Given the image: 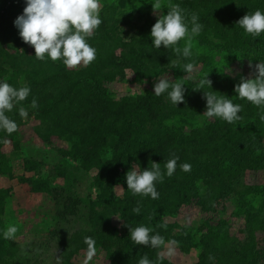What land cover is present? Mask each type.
Returning <instances> with one entry per match:
<instances>
[{"label": "trees", "instance_id": "trees-1", "mask_svg": "<svg viewBox=\"0 0 264 264\" xmlns=\"http://www.w3.org/2000/svg\"><path fill=\"white\" fill-rule=\"evenodd\" d=\"M169 2L180 5L189 30L192 15H198L203 29L195 37L202 45L229 57L238 51L243 57L255 56L264 62V33L254 38L236 24L245 14L264 10V0ZM25 6V0H0V80L31 88L29 97L8 113L17 122V131L10 135L0 132V175L17 177L28 183L31 191L47 193L54 207L49 219L33 227L34 236L39 237L0 238V264H77L73 257L81 250L105 253L108 264H138L145 255L153 264H172L158 260L162 246L134 245L129 225H144L153 229V234L170 239L164 218L177 214L193 198L201 197V204L212 209L215 200L226 195L247 169L264 170V120L260 118L264 110L240 98L230 99L242 105L239 121L228 124L215 118L204 126L184 130L182 124L171 120L178 117L184 122L206 111L204 91L215 90L221 95L218 87L211 88L206 80L203 89L201 81L185 84V101L176 107L166 94L155 96L148 91L115 99L107 84L123 79L127 69L150 79L177 61V69L172 70L182 78L187 73L180 69L183 65H208L206 56L184 58L163 46L155 49L149 35L154 22L147 19L139 25L133 22L132 13L120 12L113 2L103 4L102 23L88 38L96 49V59L88 66L66 68L62 61L38 60L34 49L29 50V44L20 38L13 21ZM33 97L36 109L30 108ZM18 107H25L28 118L36 119L32 129L42 141L50 142L55 136L66 144L59 148L48 175L41 173L44 162L39 152L24 159V169L32 172L25 176L14 174L1 150L7 139L19 147L18 129L28 118L18 115ZM173 155L179 157L176 171L156 183L158 199L133 195L128 189L121 196L116 194L120 168L128 171L137 164L143 171L154 161L163 169ZM185 162L191 171L181 170ZM50 176L61 178L62 184H52ZM198 181L206 185L203 195ZM82 185L94 187V194L83 195ZM249 190L264 198V184L249 185L245 192ZM240 194L237 213L250 212L251 201L245 193ZM8 195L9 189L0 186V233L7 228L4 211ZM136 207L141 210L138 215L132 211ZM112 216H118L119 225L110 224ZM226 226L223 218L212 226L204 222L198 231H207L196 242L180 247L184 251L200 249L194 264H251L257 259L254 232L264 228V222L248 227L245 240L230 234Z\"/></svg>", "mask_w": 264, "mask_h": 264}, {"label": "rangeland", "instance_id": "rangeland-1", "mask_svg": "<svg viewBox=\"0 0 264 264\" xmlns=\"http://www.w3.org/2000/svg\"><path fill=\"white\" fill-rule=\"evenodd\" d=\"M113 2L117 4L120 12L132 13L134 16L133 22L139 25L143 24L147 19L155 23L158 15L167 12V9L164 8L157 10L156 14H154L151 0H99L100 10L104 3ZM160 2L170 4L169 0H160ZM190 42L192 53L201 57L206 56L209 60L208 65H203V62H200L197 66H193L191 73H185L182 78H177L176 73L170 68H163L157 76L150 79H142L133 71L127 69L123 79L107 84L112 96L115 99H123L146 91L154 92L153 85L158 82L160 77H169L175 81L183 80L185 84L200 83V81H207L208 78L211 81V86L218 87L222 92L221 95H224L225 98H239L234 91V85L240 82L241 76L254 78V66L260 60L255 56L243 57L238 51L233 52L229 57L227 54L216 52L217 50L213 51L210 47L202 45L195 36L192 37ZM178 46L183 49L185 40L182 39ZM28 49L33 50L34 48L28 45ZM179 62L177 61L176 64H179ZM225 67L231 69V71H224ZM204 112H201L196 118H186L187 120L184 122L178 117L171 120V122L177 125L182 124L184 126L183 129L188 131L190 126L200 127L215 120V118L212 120L206 118L203 114ZM36 123V119L31 117L19 127L16 136L19 142L18 148L14 147L11 139L5 140L1 146V150L8 156L10 165L16 175H32V172L24 169L23 163L25 158H30L35 152H39L42 155L44 165L41 167V173L48 175L52 165L59 156V148L66 147L65 142L55 136L51 137L50 142L42 141L32 129V126ZM119 171L115 191L116 194L121 196L127 189L125 176L127 170L120 168ZM50 182L52 184H62V179L50 176ZM255 184H264V170L247 169L226 190V195L215 200L212 209H207L201 204V197L193 198L190 202L181 206L177 214L164 218L165 227L170 230L171 237L170 239L162 238L164 243L159 255H163L164 259L172 264H194L198 260L200 249L192 248L189 251H184L180 245L196 242L202 233L207 231V229H204L199 232L198 227L204 222L212 226L219 218L226 220V227L230 234L235 235L239 240H245L248 234V227L254 223L264 222V198L254 191L245 192L247 186ZM0 186L9 189V195L5 198L4 211V220L7 227H17L16 239H32L35 235L33 227H35L36 223L42 225L44 220L49 219L50 213L53 211L54 202L52 198L45 192L31 191L29 184L19 181L17 177L10 179L0 175ZM198 186L200 194L203 195L206 191V185L198 181ZM81 192L83 195H93L95 188L82 185ZM240 193H245L246 197L251 201L252 209H250V212L237 213L238 201L241 197ZM119 221L118 216L110 218V224L119 225ZM254 236L257 259L251 264H264V228L256 230ZM34 237L37 238L39 236ZM169 249L172 250L171 256L168 255ZM73 260L77 264H108L107 257L103 252L93 254L81 250L73 257Z\"/></svg>", "mask_w": 264, "mask_h": 264}, {"label": "clouds", "instance_id": "clouds-1", "mask_svg": "<svg viewBox=\"0 0 264 264\" xmlns=\"http://www.w3.org/2000/svg\"><path fill=\"white\" fill-rule=\"evenodd\" d=\"M153 12L167 9L165 14L158 15L156 22L151 26V45L155 49H172L184 58L192 56L191 39L198 36L203 25L198 22L199 17L193 14L191 17V29L186 23L179 4H164L160 0H151ZM23 12L13 21L18 29L20 38L34 48L35 57L38 60L48 58L52 61H62L66 68L77 66H88L96 59V49L90 45V38L94 31L102 23L100 18L99 0H25ZM238 24L246 34L254 38L264 33V10L257 9L241 17ZM185 40L183 49L175 47L181 40ZM170 69H177L175 63ZM182 71L191 73L192 63H187L180 68ZM224 71L231 69L224 68ZM254 78L240 77V82L234 85L236 96L246 100L258 108L264 110V62L259 61L254 66ZM191 78V76H189ZM203 83L201 89H203ZM206 83L211 87V81L207 78ZM212 88V87H211ZM155 96L165 95L169 102L176 106L185 101V83L183 80L175 81L168 78H161L153 85ZM31 93L27 85L15 87L6 81L0 80V132L12 134L17 131L18 125L10 118L14 108L21 105ZM206 100V111L203 113L206 118L212 120L219 118L228 124L240 120L242 105L234 103L218 95L215 90L204 91ZM38 103L33 97L30 108L36 109ZM18 115L21 118H28L29 110L25 107H18ZM260 118L264 120V114ZM179 157L173 155L166 161L162 169L157 162L151 163V168H143L135 164L131 165L126 172L127 189L133 195L158 199L159 193L156 183L162 182L165 176L172 177L177 168ZM180 168L184 172L191 171L189 163H183ZM133 213L138 215L139 207L133 208ZM18 229L16 226H9L0 233V238L14 240ZM129 238L133 244H142L152 248H160L164 241L159 234H153V229L144 225L131 227L129 225ZM174 243V242H173ZM168 255H172L169 249ZM214 259L209 256V260ZM159 261L164 260L163 255L158 256ZM138 264H153L145 255Z\"/></svg>", "mask_w": 264, "mask_h": 264}]
</instances>
